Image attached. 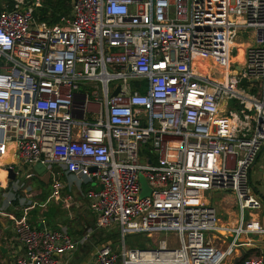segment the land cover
<instances>
[{
    "label": "built area",
    "instance_id": "2783aa9c",
    "mask_svg": "<svg viewBox=\"0 0 264 264\" xmlns=\"http://www.w3.org/2000/svg\"><path fill=\"white\" fill-rule=\"evenodd\" d=\"M11 2L0 10V170L15 174L0 184L8 205L29 203L35 180L67 205L64 178H82L94 229L120 239L82 264H222L240 239L264 236L251 180L264 149V0H73L53 25L34 17L43 0ZM221 190L233 194L236 225L190 195ZM129 234L178 245L126 248ZM16 235L24 250L14 264H61L89 237L25 218Z\"/></svg>",
    "mask_w": 264,
    "mask_h": 264
},
{
    "label": "rangeland",
    "instance_id": "374dc122",
    "mask_svg": "<svg viewBox=\"0 0 264 264\" xmlns=\"http://www.w3.org/2000/svg\"><path fill=\"white\" fill-rule=\"evenodd\" d=\"M249 33H243L241 35L242 39L237 40L239 45V50H242L244 46L249 43L250 38H248ZM246 43L244 46L243 44ZM243 56V55H242ZM242 56L236 57L237 60L241 61ZM251 180L253 186L256 188L258 193L262 196L259 199L262 203L261 213H259V218H264V149L259 155L256 163L251 169ZM67 184V189L64 194L71 196V200L66 205L60 202L49 190L44 183L38 180L33 181L31 185L33 186V193L27 200L30 199L29 203L21 204L17 199L13 200L10 205L7 204V198L9 197L7 191L0 192V218L1 222L5 225L7 233L11 235L12 231L14 235L16 234V229L18 221L25 218L30 225L34 226L35 223L41 222L46 225L48 229L66 231L72 238H81L83 236L89 235L88 239L92 237L93 226L87 223L85 219L80 215L78 210L80 207L85 205L90 201V195L85 192V186L82 182V178L67 176L63 180ZM192 201L200 204H212L217 209L219 213L221 222L223 225H231L233 220V225H236V220L234 219L237 214V208L233 200L225 198V195H230L232 197L231 191H215V192H203L195 191L191 194ZM258 217V215H257ZM92 226V227H91ZM1 227V224H0ZM102 239L99 240L98 246H118L119 247V235L117 231L105 232L102 231ZM7 235V237H9ZM96 235H99L96 234ZM169 239V243L173 246H177L178 242L174 236L168 237L167 235L154 234L151 236L143 234H129L125 238L126 248H147L154 247L161 240ZM224 243L227 245L232 237L229 233H225L223 237ZM251 243L253 246H248L251 250H245V255H262L264 258V236L262 238L254 235H247L240 239L239 243L235 244V249L232 253L225 259L222 264H236L242 257V252L244 248L243 243ZM85 242L84 244H86ZM5 239H0V246L4 248ZM83 244V245H84ZM91 248V246H88ZM7 252L2 253L0 249V264H14L10 262L7 258ZM76 254L70 256L66 264H80L82 261L75 259Z\"/></svg>",
    "mask_w": 264,
    "mask_h": 264
},
{
    "label": "crops",
    "instance_id": "0c3cea01",
    "mask_svg": "<svg viewBox=\"0 0 264 264\" xmlns=\"http://www.w3.org/2000/svg\"><path fill=\"white\" fill-rule=\"evenodd\" d=\"M85 120L89 121V122H93L94 118L93 115L91 113H87L85 116ZM225 198L229 199V200H233V198L230 195H225ZM85 205L81 206L80 209L78 210V212L80 213V215L83 217V219H85L87 221V223H89L90 225L93 226V234L91 239L87 240L86 244L79 246L72 254L69 255H63L60 260H61V264H66V262L69 260L70 256L75 255L76 257L75 259L77 260H83L80 264L89 261L93 258L95 249L98 247V241H99V235L97 231L99 230H95L94 229V214L92 213V211L90 210L88 203H84ZM261 213V212H260ZM1 218H0V239H5V244H4V249H6V254H7V258L10 259V262L14 263V260L17 256H19L20 254L23 253V245L20 242V240L18 239L17 235H14V232L12 231L11 235H9L7 233L8 228L6 229L5 225L1 222ZM260 222L264 224V218L261 217L260 218ZM103 231H114V230H103ZM7 235H9V237H7ZM171 237V236H168ZM260 238H262V236H258ZM88 246H91L88 247ZM113 247H115L113 245ZM251 250V249H249ZM247 250V251H249Z\"/></svg>",
    "mask_w": 264,
    "mask_h": 264
},
{
    "label": "trees",
    "instance_id": "16d2710c",
    "mask_svg": "<svg viewBox=\"0 0 264 264\" xmlns=\"http://www.w3.org/2000/svg\"><path fill=\"white\" fill-rule=\"evenodd\" d=\"M72 2L73 0H43L42 7L37 9L34 13V17L39 21L46 22L49 25L56 24L59 22L61 16H65L70 13ZM3 4H6L7 7L10 8L12 2L11 0H0V10L2 9ZM40 223L41 222L35 223L33 227L39 229ZM102 231L103 230L97 231L99 233V240L102 239Z\"/></svg>",
    "mask_w": 264,
    "mask_h": 264
},
{
    "label": "water",
    "instance_id": "95a60500",
    "mask_svg": "<svg viewBox=\"0 0 264 264\" xmlns=\"http://www.w3.org/2000/svg\"><path fill=\"white\" fill-rule=\"evenodd\" d=\"M118 90H119V87L112 93V95L117 94ZM32 170L34 172H36L37 174L41 175V174H43L45 172V166L40 164V163H36L35 165H33ZM14 177H15V174H14V172L12 170H10V169H8L7 171L0 170V184L2 186H4L6 184V180L8 178L9 179H14ZM140 183H141V188H142L140 195L141 196L148 195L150 193V188L147 186L146 181L144 180V178H142V177L140 178ZM95 189H96L97 192L100 191L102 189V185L97 186ZM39 227L40 228L44 227V224L40 223ZM0 249H1L2 253L6 252V249L2 248L1 246H0ZM242 254H243V256L245 255V250L242 252Z\"/></svg>",
    "mask_w": 264,
    "mask_h": 264
}]
</instances>
